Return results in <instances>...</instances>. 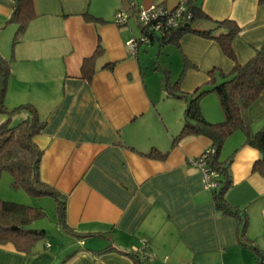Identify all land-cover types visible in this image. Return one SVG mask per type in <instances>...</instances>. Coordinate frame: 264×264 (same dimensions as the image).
Wrapping results in <instances>:
<instances>
[{"label": "crops", "instance_id": "obj_1", "mask_svg": "<svg viewBox=\"0 0 264 264\" xmlns=\"http://www.w3.org/2000/svg\"><path fill=\"white\" fill-rule=\"evenodd\" d=\"M16 1L0 0V55L10 60L5 107L30 104L44 122L32 141L42 151L40 179L65 202L64 226L57 224L62 242L46 237L34 253L0 244V264H137L138 249L147 254L138 264H264L245 245L264 254L258 243L264 176L252 170L258 151L239 130L225 139L218 157H232L225 199L240 216L218 210L192 163L211 140L189 135L173 142L185 102L162 90L165 75L189 94L205 86L210 71L216 80L230 73L234 61L218 41L185 32L167 42L157 33L150 49L137 45L131 54L133 26L128 19L113 22L131 0H30L34 17L13 45L17 25L8 20ZM132 1L137 5L129 17L154 3L173 9L180 0ZM197 2L206 18L194 22L195 29L218 35L225 26L215 22L223 20L239 28L231 41L236 62L264 46V0ZM199 105L209 122L223 120L215 93L203 95ZM27 115L22 110L11 120ZM247 118L253 131L264 125V91ZM151 150L165 156H147Z\"/></svg>", "mask_w": 264, "mask_h": 264}, {"label": "trees", "instance_id": "obj_2", "mask_svg": "<svg viewBox=\"0 0 264 264\" xmlns=\"http://www.w3.org/2000/svg\"><path fill=\"white\" fill-rule=\"evenodd\" d=\"M197 1L185 0V8L176 26L165 28L158 39L167 42L175 41L185 32L214 38L218 41L223 53L234 61L233 68L230 73L221 74L218 80H216L214 71H210L205 86L199 87L189 94L179 91V80L170 83L168 75H165L162 80V90L166 95L180 98L185 102L181 129L174 137L173 142L189 135H204L211 140V147L204 152H208L206 155L207 165L218 173L217 185L210 190L214 205L225 214L240 216L239 209L231 206L225 199V193L232 184L230 175L232 157L223 162L219 161L218 157L225 139L239 130L245 136V144L255 148L259 154L253 163L252 170L264 176V125L253 131L247 118L248 107L264 91V46L257 49L246 62H236L231 41L237 35L239 28L233 21L223 20L215 22L216 28L225 26V30L218 35L212 34L211 29H195L192 24L206 18ZM178 4L179 2L171 11H174ZM33 17L31 1L17 0L8 20L17 25L13 35V45L19 42L28 22ZM139 27L142 33H146L145 27L140 24ZM154 36L155 34L150 36V41ZM101 51L102 48L98 44L96 53ZM9 74L10 60L0 55V113L5 116V119L0 123V175L2 172H8L12 176L13 186L24 189L32 196L48 195L53 197L57 223L63 225L65 202L57 192L40 179L39 165L42 151L32 141L33 136L41 131L44 122L39 119L35 108L30 104L18 105L11 110H7L4 106ZM209 92L215 93L218 97L224 116L220 122H209L201 112L199 100ZM22 110L27 111L28 115L13 122L12 115ZM147 156L163 157L165 155L151 150ZM43 216L44 212L40 207L0 199V244H12L15 249L25 253L36 252V244L45 240L46 233L44 230L27 229L26 226ZM241 219V232L243 233L247 220L245 215L241 216ZM245 245L261 257V251L257 247L251 244ZM131 256L134 254L131 253ZM134 257L136 263H140L138 256Z\"/></svg>", "mask_w": 264, "mask_h": 264}, {"label": "built area", "instance_id": "obj_3", "mask_svg": "<svg viewBox=\"0 0 264 264\" xmlns=\"http://www.w3.org/2000/svg\"><path fill=\"white\" fill-rule=\"evenodd\" d=\"M135 5V2L131 0L129 2L128 10L119 9L114 15L113 22L119 25L127 23V19L129 18L132 10L136 7ZM184 5L185 0H180L178 6L174 9V11H171V9L166 8L160 3H154L148 8H138L136 17L138 23L145 27L146 33H142L140 39L133 38L127 42L129 52L131 54H135L137 41L149 44L150 36H152L153 34L162 33V31L167 27L176 26L185 8ZM207 153L203 152L199 157L192 159V163L201 169L203 173L204 186L207 189L211 190L217 185L216 179L218 177V173L210 169L207 165ZM136 251H139V258L147 256V254L143 250L138 249L135 250V252Z\"/></svg>", "mask_w": 264, "mask_h": 264}, {"label": "rangeland", "instance_id": "obj_4", "mask_svg": "<svg viewBox=\"0 0 264 264\" xmlns=\"http://www.w3.org/2000/svg\"><path fill=\"white\" fill-rule=\"evenodd\" d=\"M135 2V1H134ZM126 8V7H125ZM121 8V9H125ZM114 19V17H113ZM128 22L130 25H132L133 34L138 39L141 38V33L139 29V24L137 17L131 16L128 18ZM131 39H133L131 37ZM138 46H147L145 48H151L152 46L150 44H147L145 42L137 41ZM153 46L157 48V44L153 43ZM174 80V78H172ZM5 106V102H4ZM4 120V119H3ZM2 120V121H3ZM1 123V122H0ZM13 179L12 176L8 172H2L0 175V199L2 201H9V202H15L20 204H25L28 206L33 207H40L43 212L44 216L41 218H38L32 222H30L26 228L31 230H44L46 233L47 239L53 244V243H60L62 242L61 236H59V233L57 232V217H56V211H55V201L53 197L48 195H42V196H32L29 193H27L22 188H16L12 184ZM254 232H256L258 229L254 228ZM259 241L261 247L264 248V235L259 236ZM256 240H254L255 242ZM42 243V242H41ZM61 245V244H57ZM261 257H264V254H261ZM260 257V260H261Z\"/></svg>", "mask_w": 264, "mask_h": 264}]
</instances>
